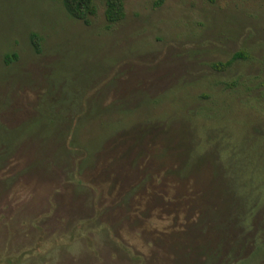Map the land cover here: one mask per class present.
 Returning <instances> with one entry per match:
<instances>
[{"label":"rangeland","instance_id":"rangeland-1","mask_svg":"<svg viewBox=\"0 0 264 264\" xmlns=\"http://www.w3.org/2000/svg\"><path fill=\"white\" fill-rule=\"evenodd\" d=\"M155 1L0 0V264H264V0Z\"/></svg>","mask_w":264,"mask_h":264},{"label":"trees","instance_id":"trees-1","mask_svg":"<svg viewBox=\"0 0 264 264\" xmlns=\"http://www.w3.org/2000/svg\"><path fill=\"white\" fill-rule=\"evenodd\" d=\"M63 8L65 9L68 16L82 20L84 23L88 24L90 22V17L96 13V5L94 0H60ZM211 1V0H210ZM163 0H156L155 4L159 5ZM124 0H104V18L108 25L117 23L124 17ZM30 41L34 48L38 50L39 48V37L36 33H30ZM238 56H242L241 52H236L233 57L226 62H217L213 64L216 69L226 68L232 61ZM16 54H13V58ZM9 59V57H8Z\"/></svg>","mask_w":264,"mask_h":264},{"label":"crops","instance_id":"crops-1","mask_svg":"<svg viewBox=\"0 0 264 264\" xmlns=\"http://www.w3.org/2000/svg\"><path fill=\"white\" fill-rule=\"evenodd\" d=\"M58 238H59V237H58ZM60 244H61V242H60V243H59V242H55V243L52 244V245H53V246L55 245L56 247H58ZM52 245H51V246H52ZM57 245H58V246H57ZM26 255H27V254H25L24 257H26ZM18 259H21V258H18Z\"/></svg>","mask_w":264,"mask_h":264}]
</instances>
